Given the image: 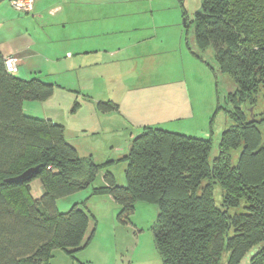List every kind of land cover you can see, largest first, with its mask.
Returning <instances> with one entry per match:
<instances>
[{"label": "trees", "instance_id": "16d2710c", "mask_svg": "<svg viewBox=\"0 0 264 264\" xmlns=\"http://www.w3.org/2000/svg\"><path fill=\"white\" fill-rule=\"evenodd\" d=\"M194 25L199 51L212 47L219 71L237 85L221 101L217 83L215 115L224 110L232 121L218 156L210 161L211 138L145 127L122 158L126 185L107 171L106 185L93 191L113 197L124 223L137 202L157 206L152 231L162 264H242L253 250L249 264H264V0H201ZM54 88L38 76L18 77L0 59V264H50L55 249L73 255L92 238L79 204L60 212L56 203L92 186L113 162L80 155L64 126L24 113L25 101H45ZM97 108L109 113L116 106ZM36 166L31 177L7 181ZM35 179L44 188L38 199Z\"/></svg>", "mask_w": 264, "mask_h": 264}, {"label": "rangeland", "instance_id": "374dc122", "mask_svg": "<svg viewBox=\"0 0 264 264\" xmlns=\"http://www.w3.org/2000/svg\"><path fill=\"white\" fill-rule=\"evenodd\" d=\"M66 2L61 7L68 18H59L61 11L55 17L48 10L36 14L38 31H49L52 37L43 56L53 60H43L41 70L33 76L54 83V94L45 101H25L23 105L28 113L64 126L65 139L80 155H92L97 164L113 163L100 169L92 186L58 199L60 212L79 204L89 215L88 234H93L90 243L73 255L55 249L50 264H162L152 231L157 206L137 202L124 223L113 197L93 190L106 185L107 171L113 173L117 185H126L127 163L122 158L128 154L132 138L149 126L211 138L213 162L222 135L232 124L224 110L215 115L217 83L221 101L237 85L219 71L215 50L199 51L194 42V19L201 0ZM97 47L100 51L94 52ZM114 49L120 50L113 53ZM28 71L26 79L32 77ZM99 102L116 108L103 113L97 108ZM239 153L232 152L234 165ZM31 188L35 199L44 193L40 179ZM215 199L220 206L219 186ZM252 252L242 264H249Z\"/></svg>", "mask_w": 264, "mask_h": 264}, {"label": "crops", "instance_id": "0c3cea01", "mask_svg": "<svg viewBox=\"0 0 264 264\" xmlns=\"http://www.w3.org/2000/svg\"><path fill=\"white\" fill-rule=\"evenodd\" d=\"M66 1L67 0H40V2H38L35 0L34 11L32 12L33 16H29L28 14H22V12L20 13L15 10L8 0H0V59L5 62L9 59L17 60V71L15 74L18 77L26 79L24 77L26 76L25 74H27V70H29L28 76L32 75V77H35L33 75L41 70L43 60L45 62H51V60H53L51 56H43V53H47L48 51L45 44H47V41H50L52 37L49 31H45L44 34L38 31L40 25L37 23L38 16L36 14L48 10L49 15L55 17L58 16L61 11L59 18L64 16L68 18L64 13V7H61V4L65 5L67 3ZM54 5L58 6V8H55ZM65 46L67 47L65 49V54L68 58V45L65 44ZM61 49L63 53L64 50L62 46ZM119 50L120 49H114L111 51L116 53ZM99 51V47H97L94 52ZM84 52H88V47H85ZM69 56L71 57L70 54ZM38 57H40L41 60H36ZM99 103H97V105ZM23 111L28 116L40 118L28 113L24 105ZM126 155L127 154L124 156Z\"/></svg>", "mask_w": 264, "mask_h": 264}, {"label": "built area", "instance_id": "2783aa9c", "mask_svg": "<svg viewBox=\"0 0 264 264\" xmlns=\"http://www.w3.org/2000/svg\"><path fill=\"white\" fill-rule=\"evenodd\" d=\"M8 2L19 12L29 14L34 11L35 0H8ZM5 65L9 72L15 73L17 71V60L9 59Z\"/></svg>", "mask_w": 264, "mask_h": 264}, {"label": "water", "instance_id": "95a60500", "mask_svg": "<svg viewBox=\"0 0 264 264\" xmlns=\"http://www.w3.org/2000/svg\"><path fill=\"white\" fill-rule=\"evenodd\" d=\"M40 169V166H36L33 168H30L28 170H26L23 174H21L20 176H17L15 178H11L7 181H17V180H22V179H26L31 177L32 174H34L35 172H37Z\"/></svg>", "mask_w": 264, "mask_h": 264}]
</instances>
